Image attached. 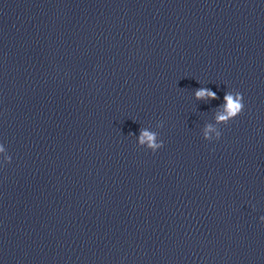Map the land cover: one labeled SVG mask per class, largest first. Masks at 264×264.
<instances>
[{"label": "clouds", "instance_id": "obj_1", "mask_svg": "<svg viewBox=\"0 0 264 264\" xmlns=\"http://www.w3.org/2000/svg\"><path fill=\"white\" fill-rule=\"evenodd\" d=\"M196 99L200 100H214L218 99L217 94L208 88H199L195 92ZM243 94L239 91H227L223 97L222 111L218 112L215 116L217 124L228 125L230 121L238 117L244 110ZM158 128L163 126V121L158 122L156 125ZM215 132V137H210L209 133ZM134 135V134H133ZM221 137V131L217 130L213 125L209 124L205 127L203 139L211 142L212 140H219ZM138 146L144 147L155 153L158 149L164 146L163 140L159 139L157 132L149 131L146 128L140 129L138 136ZM0 154H4L3 159L5 163L11 161V156L7 154L5 147L0 144ZM261 221H264V216L260 217Z\"/></svg>", "mask_w": 264, "mask_h": 264}]
</instances>
